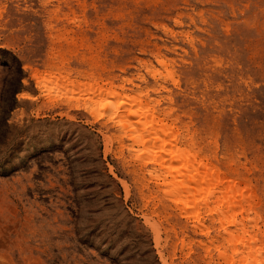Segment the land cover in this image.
<instances>
[{
	"label": "rangeland",
	"instance_id": "1",
	"mask_svg": "<svg viewBox=\"0 0 264 264\" xmlns=\"http://www.w3.org/2000/svg\"><path fill=\"white\" fill-rule=\"evenodd\" d=\"M174 125L264 243V0H0V264H236L220 206L155 162Z\"/></svg>",
	"mask_w": 264,
	"mask_h": 264
},
{
	"label": "bare ground",
	"instance_id": "2",
	"mask_svg": "<svg viewBox=\"0 0 264 264\" xmlns=\"http://www.w3.org/2000/svg\"><path fill=\"white\" fill-rule=\"evenodd\" d=\"M165 79H170L178 85L181 83L180 80L176 79L175 73L172 70L167 71ZM109 93L111 95L115 94L112 90H109ZM18 97L31 99L29 94L23 93L19 94ZM126 99L130 101L134 100L129 97ZM149 111L154 115L155 111L152 108ZM112 119L113 117L108 118V122H111ZM155 119L157 120L156 115ZM160 122H164V120L162 119ZM119 127L126 130V132L131 127L132 132L143 133V130H138L139 125L135 124V121L128 125L121 123ZM170 130L175 147L173 146L174 148L167 153V157L160 156L155 162L159 164L161 169L165 170L166 176L172 177L174 182L171 185L176 186L182 192L185 188L192 190L201 189L202 192L207 193L209 201L213 200L220 206L218 216L220 222L227 225L223 234L226 235L228 246L232 247L235 252L237 257L236 264H264V243L259 242L258 235L254 233L260 219L259 205H256V208L254 207L255 196L253 197L250 194L244 195L240 189L236 188L235 180L237 177H233L230 172L219 166L210 165L211 158L209 156L202 155L199 151L190 152L189 147L193 144L194 140L192 139L190 143L184 145L182 143L183 131L181 128L179 129L174 125L170 127ZM178 160H185L186 164L184 162L183 166L181 163H175ZM189 161L191 162L190 164H188ZM225 174H228V176L222 178ZM162 175H157L156 180L165 181L162 179ZM210 187L214 188V190H210ZM219 189H222V191ZM174 198L179 200L184 197L177 196ZM186 206L187 201L185 199L184 206L181 207V210L185 214H187ZM253 213L255 217L251 218ZM199 217L200 215L198 214L197 218L199 219ZM233 226L236 228V231L231 230ZM156 239L155 242L159 246L161 242L159 231ZM162 257L164 259V256Z\"/></svg>",
	"mask_w": 264,
	"mask_h": 264
},
{
	"label": "snow or ice",
	"instance_id": "3",
	"mask_svg": "<svg viewBox=\"0 0 264 264\" xmlns=\"http://www.w3.org/2000/svg\"><path fill=\"white\" fill-rule=\"evenodd\" d=\"M27 69L26 67L24 68V72L26 73ZM23 84H28V80L27 79H22L21 81ZM131 233H129L127 230L125 231L124 235H130Z\"/></svg>",
	"mask_w": 264,
	"mask_h": 264
}]
</instances>
